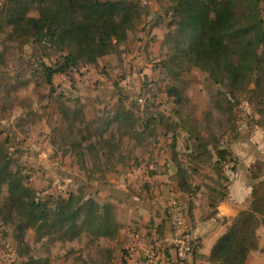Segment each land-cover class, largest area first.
Returning a JSON list of instances; mask_svg holds the SVG:
<instances>
[{
    "label": "rangeland",
    "instance_id": "rangeland-1",
    "mask_svg": "<svg viewBox=\"0 0 264 264\" xmlns=\"http://www.w3.org/2000/svg\"><path fill=\"white\" fill-rule=\"evenodd\" d=\"M134 1L140 4L141 18L128 40L96 65L57 75L52 86L42 64L55 66L62 54L11 37L12 29L0 22V155L24 176L37 202L54 209L59 198L71 194L92 197L113 208L123 230L122 238L119 233L109 239L83 233L70 241L53 228L40 233L28 229L21 232V242L4 185L0 264H24L29 257L39 264H120L136 236L155 241L129 223V201L136 211L158 198L179 207L173 189L180 187L181 176L188 194L201 193L211 204L220 203L228 191L226 168H232L216 165V151L229 150L240 139L242 126L250 130L257 122L262 129V78L258 85H239L232 94L227 80L216 84L190 67L201 23L199 0ZM260 8L264 18V0ZM30 15L38 17V12ZM172 89L181 99L169 94ZM74 142L93 149L75 150ZM259 216L260 228L264 220Z\"/></svg>",
    "mask_w": 264,
    "mask_h": 264
},
{
    "label": "trees",
    "instance_id": "trees-1",
    "mask_svg": "<svg viewBox=\"0 0 264 264\" xmlns=\"http://www.w3.org/2000/svg\"><path fill=\"white\" fill-rule=\"evenodd\" d=\"M1 6L0 22L5 21L12 29L11 37L30 39L62 54L55 66L42 64L50 86L57 75L80 66L96 65L112 54L118 45L128 40L129 32L141 18L140 4L134 0H4ZM34 9L38 17L30 15ZM260 9V0H199L197 12L201 23L194 36V58L190 67L207 73L216 84L227 80L232 94L250 82L256 81L258 85L259 78L264 80V18ZM169 94L176 99L182 97L176 89ZM120 119L119 116L114 121ZM72 147L78 151L93 149L90 145L83 147L81 142L72 143ZM216 156L217 166L224 168L234 163L231 170H236V160L229 150L219 148ZM253 169V178L261 179L263 165L258 163ZM24 179L20 172H13L10 160L0 155V192L7 185L6 206L18 219L21 242V232L28 229L40 233L45 228H53L62 233V240L70 241L83 233L96 238L116 235L118 227L110 205L102 206L92 197L71 194L67 199L59 198L51 209L37 202L34 190ZM179 184L187 193L188 184L181 176ZM259 215L263 222L264 181L254 187L249 209L241 212L215 243L208 263L246 264L250 253L259 249ZM81 217L82 224L79 223ZM197 241L195 251L200 247ZM24 264L39 263L29 257Z\"/></svg>",
    "mask_w": 264,
    "mask_h": 264
},
{
    "label": "crops",
    "instance_id": "crops-1",
    "mask_svg": "<svg viewBox=\"0 0 264 264\" xmlns=\"http://www.w3.org/2000/svg\"><path fill=\"white\" fill-rule=\"evenodd\" d=\"M243 124L246 125L242 122ZM240 131L242 132L240 139L233 141L229 146V151L236 160V170L229 171L226 168L227 197L220 203L211 204V198L201 193L193 197V194L183 192L177 185L179 188L174 186L173 194L178 200L179 207L173 206L172 202L168 203L166 198L165 200L158 198L154 204L145 208L140 207L136 211V207L133 208L135 202L129 201L128 206L131 209L128 211L127 216L130 219L128 221L133 227L139 226L144 232L147 231L150 238L155 240L158 249L157 264H209L208 257L215 243L228 231L234 219L241 212L249 209L254 187L260 181H264V97L262 98V129L257 122H253L252 129L242 126ZM257 163L263 165L261 179L253 178V167ZM172 175L170 172V177ZM177 220L182 222L180 228L174 226ZM148 222L147 229L143 226ZM119 230L118 227L116 235L119 233L118 237L122 238L120 235L123 230ZM186 230L192 231L197 236L200 247L186 259L181 260L176 256L172 240L177 233ZM257 234L259 249L250 253L246 264H264V223ZM115 255H121V252ZM120 264L145 263L137 260L131 248Z\"/></svg>",
    "mask_w": 264,
    "mask_h": 264
},
{
    "label": "built area",
    "instance_id": "built-area-1",
    "mask_svg": "<svg viewBox=\"0 0 264 264\" xmlns=\"http://www.w3.org/2000/svg\"><path fill=\"white\" fill-rule=\"evenodd\" d=\"M231 168L235 166L234 163H230ZM174 205H177L174 202ZM182 222L177 220L174 222V226L180 228ZM198 238L192 231H183L177 233L173 240L172 245L175 250L178 259L184 260L188 255L192 254L198 244ZM135 243L133 244V254L137 260L143 261L145 264H157L158 263V249L156 244L146 243L145 239L136 236L134 238Z\"/></svg>",
    "mask_w": 264,
    "mask_h": 264
}]
</instances>
